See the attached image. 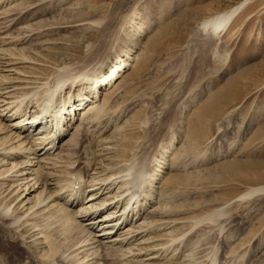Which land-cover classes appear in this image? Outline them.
I'll list each match as a JSON object with an SVG mask.
<instances>
[{
	"label": "rangeland",
	"instance_id": "obj_1",
	"mask_svg": "<svg viewBox=\"0 0 264 264\" xmlns=\"http://www.w3.org/2000/svg\"><path fill=\"white\" fill-rule=\"evenodd\" d=\"M238 1L21 0L5 14L17 18L6 31L11 42L0 40V48L49 62L36 68L35 75L45 79L57 63L87 59L92 40L100 53L110 54L119 26L143 11L149 33L117 81L115 115L101 135L116 143L114 137L127 132L119 135L125 139L119 148L127 145L130 154L139 145L147 160L170 138L175 141L162 188L170 193L168 216L177 222L170 233L159 230L150 241H167L169 248L151 264H264V0H249L219 36L199 28ZM32 64H15L16 71L7 74L25 76L35 69L28 67ZM95 137L77 140L83 173ZM4 194L5 202L13 197ZM3 216L0 263L48 264L37 243L29 237L23 242L3 226ZM60 221L38 219L45 238L58 247L55 259L85 237ZM107 252L105 264L123 263L118 251Z\"/></svg>",
	"mask_w": 264,
	"mask_h": 264
},
{
	"label": "bare ground",
	"instance_id": "obj_2",
	"mask_svg": "<svg viewBox=\"0 0 264 264\" xmlns=\"http://www.w3.org/2000/svg\"><path fill=\"white\" fill-rule=\"evenodd\" d=\"M248 1L240 0L205 18L199 28L219 36ZM20 4L21 0H0L3 45L11 42L6 31L17 18L5 14ZM143 17L139 11L119 26L107 47L110 54L100 53L92 40L87 59L57 63L45 79L35 74L49 62L0 48V216H6L3 226L17 232L21 241L29 237L37 243L48 264H105L104 252L111 250L120 253L121 262L135 264H151L168 254L166 240L150 241L159 230L168 234L177 222L168 216L170 193L162 188L176 154L174 139L147 160L140 157L139 145L130 150L131 155L126 153L127 145L119 148L127 132L118 133L117 122L113 124L116 143L101 135L103 125L111 124L115 115L117 81L131 67L133 49L149 33ZM25 62L35 69L15 79L8 76L7 72L16 71L15 64ZM89 135H95L96 142L89 147L83 173L77 140ZM3 194L13 197L5 202ZM38 219L61 220L68 229L79 228L85 237L55 259L58 247L45 238Z\"/></svg>",
	"mask_w": 264,
	"mask_h": 264
}]
</instances>
